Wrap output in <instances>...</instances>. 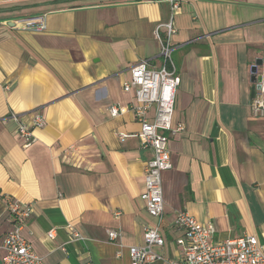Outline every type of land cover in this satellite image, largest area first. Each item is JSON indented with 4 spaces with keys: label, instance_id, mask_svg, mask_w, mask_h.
<instances>
[{
    "label": "crops",
    "instance_id": "1",
    "mask_svg": "<svg viewBox=\"0 0 264 264\" xmlns=\"http://www.w3.org/2000/svg\"><path fill=\"white\" fill-rule=\"evenodd\" d=\"M169 16L166 0H0V246L12 201L30 208L21 234L44 264H130L155 224L140 198L152 151L122 87L140 61L160 66L155 30ZM38 17L42 32L27 27ZM174 26L172 125L184 131L168 142L155 250L182 259L180 211L214 225L215 243L255 236L264 246V116L249 107L264 0H183ZM111 106L127 112L111 117ZM35 115L44 126L24 148L12 116L31 126Z\"/></svg>",
    "mask_w": 264,
    "mask_h": 264
},
{
    "label": "built area",
    "instance_id": "2",
    "mask_svg": "<svg viewBox=\"0 0 264 264\" xmlns=\"http://www.w3.org/2000/svg\"><path fill=\"white\" fill-rule=\"evenodd\" d=\"M183 0H166L170 7V16L165 24L158 25L155 37L160 46L161 60L158 68H150L147 62L140 61L130 69L129 81L123 85L125 93L133 94V104L129 111L139 125L138 134L142 148L152 151V159L144 166V191L140 198L145 204L148 215L155 220L153 226L144 227L143 243L129 248L130 264H264V246H261L255 236H243L220 243L213 242L216 232L214 225H202L187 212L176 214L173 227L184 233L176 244L182 249L183 257L176 261L164 260L156 248L164 245L159 231L164 216L162 196V173L171 168L168 142L171 136L184 131V125L179 123L173 127V114L176 90L180 80L172 59L174 49L172 37L176 33L174 17L180 11ZM27 27L36 32L45 30L42 17L27 21ZM163 29V35L161 33ZM259 77V83L252 94L250 112L254 117L264 116V60L256 68L254 74ZM126 108L111 106L108 114L111 117L121 116ZM149 113H152L149 117ZM17 123V135L28 148L34 142L33 130L44 126L42 117L35 115L31 126L12 116ZM121 138L124 136L121 135ZM7 211L14 220V227L3 238L0 249L3 252L1 264H44L23 238L21 232L26 220L30 217L29 207H21L17 202L8 201ZM118 213L115 214L117 216ZM78 238L76 233H72ZM109 239L117 240L118 234L108 232ZM53 238V231L48 233Z\"/></svg>",
    "mask_w": 264,
    "mask_h": 264
},
{
    "label": "water",
    "instance_id": "3",
    "mask_svg": "<svg viewBox=\"0 0 264 264\" xmlns=\"http://www.w3.org/2000/svg\"><path fill=\"white\" fill-rule=\"evenodd\" d=\"M261 62H262V60L256 62V64L251 69V75L253 78V81H252L253 83H259V80H260L259 77H256L254 74L256 72V68L261 65Z\"/></svg>",
    "mask_w": 264,
    "mask_h": 264
}]
</instances>
